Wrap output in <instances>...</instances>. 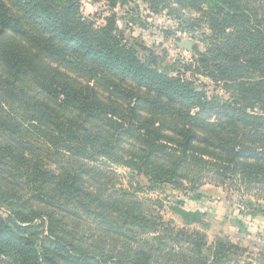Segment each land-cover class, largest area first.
Masks as SVG:
<instances>
[{
  "label": "trees",
  "instance_id": "1",
  "mask_svg": "<svg viewBox=\"0 0 264 264\" xmlns=\"http://www.w3.org/2000/svg\"><path fill=\"white\" fill-rule=\"evenodd\" d=\"M95 1L102 23L84 0H0V264H232L237 245L90 179L109 162L136 192L213 173L264 194V0ZM142 4L204 43L175 75L119 26Z\"/></svg>",
  "mask_w": 264,
  "mask_h": 264
},
{
  "label": "rangeland",
  "instance_id": "2",
  "mask_svg": "<svg viewBox=\"0 0 264 264\" xmlns=\"http://www.w3.org/2000/svg\"><path fill=\"white\" fill-rule=\"evenodd\" d=\"M134 4L131 3V6ZM119 15V26L126 29L129 35L141 38L151 49L149 56L158 64L160 70L175 75L183 70L184 63L191 58V51L180 48L181 39H190L194 47L204 49V43L188 33H178L167 37L165 30L175 27V22L165 14H155L141 5L135 15H126L125 9H116ZM138 12V13H137ZM109 13L105 2L84 0L83 14L87 19L102 23V16ZM128 20V27L125 21ZM127 24V23H126ZM201 81L213 87L205 77ZM99 171L92 174L90 181L103 188L127 189L134 191L146 206L160 214L164 221H170L176 229L199 231L206 235L208 245L218 239L237 245L243 250H231L232 264H264V194L258 192L242 195L238 185L223 183L215 175L204 178L197 190L184 191L166 185L159 190H137L130 186V171L111 163L104 164ZM248 202L252 206H248ZM251 209V210H249Z\"/></svg>",
  "mask_w": 264,
  "mask_h": 264
},
{
  "label": "water",
  "instance_id": "3",
  "mask_svg": "<svg viewBox=\"0 0 264 264\" xmlns=\"http://www.w3.org/2000/svg\"><path fill=\"white\" fill-rule=\"evenodd\" d=\"M178 46L180 48L186 47L189 51H193L194 50V44H193V42L190 39H187V38L181 39L178 42Z\"/></svg>",
  "mask_w": 264,
  "mask_h": 264
}]
</instances>
